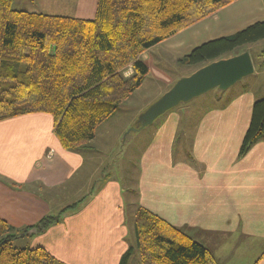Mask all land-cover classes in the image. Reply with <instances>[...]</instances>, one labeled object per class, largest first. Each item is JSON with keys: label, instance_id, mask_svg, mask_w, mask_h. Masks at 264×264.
I'll return each mask as SVG.
<instances>
[{"label": "crops", "instance_id": "0c3cea01", "mask_svg": "<svg viewBox=\"0 0 264 264\" xmlns=\"http://www.w3.org/2000/svg\"><path fill=\"white\" fill-rule=\"evenodd\" d=\"M84 1L65 0L74 11L65 16L82 18L84 13L91 16L85 19H94L98 0H91L88 9ZM261 21L264 0H233L143 51L139 59L149 73L126 101L132 103L142 92L152 96L158 87L157 96L136 103V114L119 127L117 142L111 144L120 143L159 96L195 71L196 65L181 59ZM175 61L188 67L171 75L163 65ZM254 64L252 75L228 90L213 91L211 101L220 103L206 109L196 105L199 102L179 105L154 122V134L140 159L138 192L128 187L135 192L130 203L123 182L104 167L111 154L104 158L93 145L108 133L120 107L97 127L94 139L77 150L63 146L51 113L0 120V219L21 232L17 239L25 242L23 247L43 248L65 264H121L128 250L137 248L135 215L143 207L204 244L219 264H264V137L240 153L254 103L264 98V60ZM122 73L130 78L135 70L129 65ZM149 82L155 87L144 91ZM86 150L103 161L87 156ZM129 205L134 225L127 217ZM46 216L59 221L40 234L24 232Z\"/></svg>", "mask_w": 264, "mask_h": 264}, {"label": "trees", "instance_id": "16d2710c", "mask_svg": "<svg viewBox=\"0 0 264 264\" xmlns=\"http://www.w3.org/2000/svg\"><path fill=\"white\" fill-rule=\"evenodd\" d=\"M231 1L98 0L95 18L84 19L18 10L14 0H0V120L51 113L63 146L79 149L142 85L149 73L139 59L143 51ZM263 39L261 21L195 48L180 62L210 63ZM129 65L135 73L127 78L122 70ZM263 137L264 98L254 103L241 155ZM57 221L46 216L24 232L40 234ZM134 230L141 264H219L204 244L143 207ZM20 234L0 219V264H65L43 248L16 247Z\"/></svg>", "mask_w": 264, "mask_h": 264}, {"label": "rangeland", "instance_id": "374dc122", "mask_svg": "<svg viewBox=\"0 0 264 264\" xmlns=\"http://www.w3.org/2000/svg\"><path fill=\"white\" fill-rule=\"evenodd\" d=\"M65 4H66L65 0H15L14 8L17 9L16 7L18 6L22 10L27 9L28 11L31 12L34 11L43 14L49 13V15H60V16H65L67 14L74 13L73 9L67 7ZM84 5H85V9H88V7L91 6V0H89V2L85 0ZM82 15L83 16L81 17L84 19L87 17H91L84 13ZM236 51L241 53L245 51H249L251 55H253L254 63L258 64L260 58L264 60V39L256 42L255 44L244 45L242 47H239ZM206 64L208 63L197 65L193 67V69H195L196 71V69L198 70L199 68L203 67ZM163 67L166 69V71H168L171 75H173L175 73L181 72L182 69L187 68L188 66L179 65V63L175 61V63H169L166 65L164 64ZM263 80H264V73L261 76V81ZM151 84L155 85V82L151 81ZM152 87L154 88L155 86H151L149 82L147 85H145L143 90L152 91ZM157 88H154L156 90H153L152 96H147L145 95L146 93L142 92L140 97L133 99L132 103H127V101L125 100V102L121 104L120 109L118 110L116 119H112V121H110V124L108 125L109 126L108 133L98 136V138L93 141V145L95 146V150L97 154L104 156V158L107 157L109 154H111L110 160L104 161L105 162L104 167H107L108 172L110 173L113 172L116 176H118L119 179L125 185L126 187L125 198L127 203H130V201L132 200L131 197L135 195V192H131L130 190H128V187H131L138 192L137 181L140 171V159L141 156L143 155L144 150L147 148V145L152 139V136L154 134V128L156 125H154L153 123L152 125L144 128L143 130L135 132L132 131V129L135 126H137L136 123L135 126L128 128V130L124 133L120 143L112 145L111 142L112 143L117 142L118 139L117 131L119 130V127H121V125H123L124 122H127L131 118L133 113L136 114V110H135L136 103L141 102L142 100H146V101L152 100V97L154 98L155 96H157V92H158ZM214 90H219V89L215 88L209 91L208 93L202 95L203 97L202 96L198 97L196 99H193L194 101L191 100L187 103H182L181 105L194 104V102H199L196 105H199L202 109H206L207 108L206 105L218 104L220 102L211 101L213 100L212 96ZM166 92H164L161 96H159L158 99H160ZM158 99H156L153 103H155ZM84 153L87 155L89 152L88 150H86ZM97 154L91 153L88 154L87 156L96 155L97 157L101 158L103 161V157H100ZM127 217L128 220L134 225L133 206L131 205L127 207ZM134 242H135V238H134ZM24 243L25 242L22 239H16L14 241V245L19 248L23 247ZM129 261L128 264H141L139 260V252L137 248Z\"/></svg>", "mask_w": 264, "mask_h": 264}, {"label": "water", "instance_id": "95a60500", "mask_svg": "<svg viewBox=\"0 0 264 264\" xmlns=\"http://www.w3.org/2000/svg\"><path fill=\"white\" fill-rule=\"evenodd\" d=\"M254 72L255 64L249 51L212 61L191 75L180 78L170 90L140 115L137 126L132 131L143 130L166 112L215 88L228 90Z\"/></svg>", "mask_w": 264, "mask_h": 264}]
</instances>
